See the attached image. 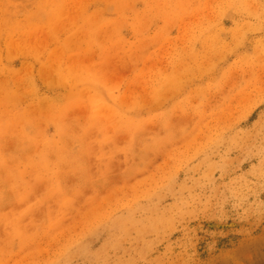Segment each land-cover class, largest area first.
Wrapping results in <instances>:
<instances>
[{
    "label": "rangeland",
    "instance_id": "rangeland-1",
    "mask_svg": "<svg viewBox=\"0 0 264 264\" xmlns=\"http://www.w3.org/2000/svg\"><path fill=\"white\" fill-rule=\"evenodd\" d=\"M240 263L264 0H0V264Z\"/></svg>",
    "mask_w": 264,
    "mask_h": 264
},
{
    "label": "bare ground",
    "instance_id": "bare-ground-1",
    "mask_svg": "<svg viewBox=\"0 0 264 264\" xmlns=\"http://www.w3.org/2000/svg\"><path fill=\"white\" fill-rule=\"evenodd\" d=\"M81 87V86H80ZM81 128V127H80ZM40 139V138H39ZM36 160V159H35ZM53 170V169H52ZM53 176V175H52ZM55 179V178H54ZM62 200V199H61ZM21 231V230H20ZM12 234H13V232H12ZM22 242V241H21ZM228 244V243H227ZM241 264V263H240Z\"/></svg>",
    "mask_w": 264,
    "mask_h": 264
}]
</instances>
